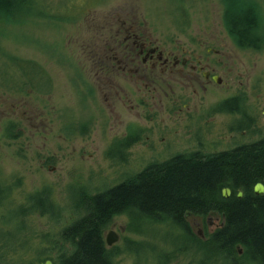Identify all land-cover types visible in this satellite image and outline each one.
<instances>
[{
	"label": "rangeland",
	"instance_id": "rangeland-1",
	"mask_svg": "<svg viewBox=\"0 0 264 264\" xmlns=\"http://www.w3.org/2000/svg\"><path fill=\"white\" fill-rule=\"evenodd\" d=\"M20 1L19 6L0 9V241L5 246L3 251L0 242V258L12 249L7 244L15 250L6 255L11 260L21 257L24 263L57 264L58 252L53 249L56 234L75 218L73 210L79 200L103 192L151 164L148 158L152 155L144 146L147 133L139 135L141 145L130 147L125 161L120 160L123 151L117 140L123 139V126L119 124L132 123L146 132L161 124L178 125L174 128L178 133L173 134L180 142L154 153L160 156L159 161L198 145L197 136L203 144L197 148L204 155L212 146H219V150L233 146L230 134L220 129L208 134L193 126L184 129L191 125L189 116H184L192 114L191 105L190 111L180 115V123V119L170 117L162 122L167 116L159 114L148 121L152 115L133 116L126 110L119 118L113 115V98L107 87L101 92V84L95 85L92 62L97 60L93 57L98 49L112 44L122 21L150 34L163 46L205 43L226 47L234 62L233 77L247 81L248 114L257 118L258 125L255 131L234 134L233 139L238 144L252 143L263 134L264 48L240 49L228 37L222 5L228 0ZM246 1L259 14L264 37V0ZM225 88L208 92L204 96L206 107L209 100L214 103L224 95L238 93L240 85H231V91ZM36 110L50 117L35 118ZM214 121L219 122L217 117ZM189 130L193 133H187ZM39 193L46 194L47 199ZM50 203L68 215L58 220L41 215L50 210ZM31 205L41 207L27 217L21 216ZM216 216L199 219L202 237L194 228L195 218L189 220L192 232L202 242L206 241L204 234L220 226L221 217L216 221ZM131 220L145 233L129 230L126 215L114 218L104 232L113 227L119 236L117 243L107 248L113 255L111 264H214L208 253H197L195 245L175 226L146 225L136 217ZM214 222L210 228L208 223ZM183 248L184 255L176 253ZM237 256L241 259L244 251L239 249ZM240 259V264H256ZM219 264L234 263L224 260Z\"/></svg>",
	"mask_w": 264,
	"mask_h": 264
},
{
	"label": "trees",
	"instance_id": "trees-1",
	"mask_svg": "<svg viewBox=\"0 0 264 264\" xmlns=\"http://www.w3.org/2000/svg\"><path fill=\"white\" fill-rule=\"evenodd\" d=\"M236 1L222 4L224 29L238 48L261 51L264 37L259 14L251 2ZM20 3L0 0V9ZM257 183L264 186V138L233 151L205 156L178 154L150 164L123 182L79 200L73 210L75 218L56 234L53 249L58 252L57 264H111L113 255L105 245L104 232L114 218L124 215L129 219L128 229L140 234L145 229L133 226L134 217L146 225L175 226L195 245L197 253H208L214 264L224 260L240 264L239 249L244 251L240 260L264 264V194L253 195ZM223 188L231 190L230 198L221 197ZM237 191H242L241 199L236 198ZM39 206L31 205L22 210L21 216L35 213ZM49 209L40 214L56 220L68 215L55 203H50ZM212 214L223 219V227L204 234L206 241L202 242L192 232L188 219H204ZM6 247L12 249L2 253L0 264H30L21 257L9 259L6 255L15 250ZM176 253L184 255L185 249Z\"/></svg>",
	"mask_w": 264,
	"mask_h": 264
},
{
	"label": "flooded vegetation",
	"instance_id": "flooded-vegetation-1",
	"mask_svg": "<svg viewBox=\"0 0 264 264\" xmlns=\"http://www.w3.org/2000/svg\"><path fill=\"white\" fill-rule=\"evenodd\" d=\"M225 49L226 47L223 46L214 47L205 43L187 47L163 46L150 34L141 32L132 27L130 23L122 21L112 44L101 47L94 54L93 58H97L92 62V65L95 66V85L101 84V92L104 90L103 86L107 87L106 90L114 102L111 110L117 118L120 117V113L126 110L133 116L140 113H143L144 117L152 115L153 117L148 121H152L158 114L165 115L167 117H162V122H164L168 117L180 119V115L184 114L185 110L190 111L189 105H191L192 114L184 115L189 116L191 125L184 129H191L193 126L196 130L208 134L217 128L224 134H230V139L233 140V146L227 148L219 150V146H212V151L207 155L233 151L263 139L264 131L260 138L252 143L238 144L233 139L234 134H243L248 130L255 131L258 125L257 118L248 114L247 81L243 83L233 77V58ZM236 82L240 85L238 93L224 95L214 103L209 100L208 107H206L204 96L208 92L223 86L226 87L225 91H231L230 86L235 85ZM199 95L201 96L198 97ZM128 105L130 109H128ZM250 111L252 110L250 109ZM37 112L39 111H35V118L50 117L49 114L44 115L42 112ZM215 117L219 122L214 121ZM117 118L116 120H118ZM180 122H182L181 119L178 123ZM119 125L123 126V131H121L123 139L117 140L123 151V156L120 159L122 161H125L126 152L130 147L141 145L142 142H137V140L141 139L139 135L143 133L148 134L145 137L144 146L152 155L148 158L151 164L161 162L159 161L160 156L154 153L160 149H171L170 145L180 142L175 136L178 131L174 129L179 127L178 125L172 124V127H169L161 124L160 127L153 128L148 132L141 126L132 123ZM189 132L193 133L192 130L187 133ZM155 134H158L156 139L152 138ZM196 138L198 145L188 148L183 154L200 153L205 156L197 148L203 146L202 139L198 136ZM164 144H166V148L162 147L165 146ZM178 154L182 155V153L176 155ZM122 161L120 162L122 163ZM238 192H236V196ZM215 220L219 221L220 219L216 216ZM196 224L194 225L196 229H200V226L203 225L202 222ZM209 224L210 228L215 226V222ZM219 227H221V222Z\"/></svg>",
	"mask_w": 264,
	"mask_h": 264
},
{
	"label": "water",
	"instance_id": "water-1",
	"mask_svg": "<svg viewBox=\"0 0 264 264\" xmlns=\"http://www.w3.org/2000/svg\"><path fill=\"white\" fill-rule=\"evenodd\" d=\"M263 192H264V188H263V186H261L260 184L256 185V187H255V194H256V195H260V194H262ZM229 195H230V191H229L228 189H224V190L222 191V197H223V198L227 199V198L229 197ZM241 196H242V194L239 193V194H238V198H241ZM209 218H210V217H209ZM190 219H191V218H189L188 220H190ZM199 219H200V218H197V219L195 218V219H194L195 222H194L193 225H197L196 223L199 222ZM208 224H209V223H208ZM194 227H196V226H194ZM198 236H199V237H202L200 231H198ZM117 241H118V236H117V234H116L114 231H109V232L105 235V244H106L107 247H111V246H113L115 243H117ZM44 264H51V262L46 261Z\"/></svg>",
	"mask_w": 264,
	"mask_h": 264
},
{
	"label": "bare ground",
	"instance_id": "bare-ground-1",
	"mask_svg": "<svg viewBox=\"0 0 264 264\" xmlns=\"http://www.w3.org/2000/svg\"><path fill=\"white\" fill-rule=\"evenodd\" d=\"M258 184H260V183L255 184V185L253 186V188H252L253 195H254V196H257V197L262 196V195L264 194V192H263L262 194H260V195H256V194H255V187H256V185H258ZM260 185L263 186L262 184H260ZM263 188H264V186H263ZM224 189H228V190L230 191V194H231V190H230L229 188H223V189L221 190V193H220V194H221V197H222V191H223ZM237 192H238V191H237ZM239 193H241L242 196H243L242 191L238 192V194H239ZM238 194H237L236 198H238ZM242 196H241V198H242ZM222 198H223V197H222ZM228 198H230V195H229ZM228 198H227V199H228ZM241 198H238V199H241ZM223 199H225V198H223ZM223 224H224V222H223V219L221 218V227H223ZM221 227H219V228H221Z\"/></svg>",
	"mask_w": 264,
	"mask_h": 264
}]
</instances>
